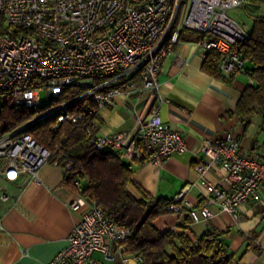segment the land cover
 I'll list each match as a JSON object with an SVG mask.
<instances>
[{
    "label": "built area",
    "instance_id": "2783aa9c",
    "mask_svg": "<svg viewBox=\"0 0 264 264\" xmlns=\"http://www.w3.org/2000/svg\"><path fill=\"white\" fill-rule=\"evenodd\" d=\"M246 0H0V111L44 108L35 119L0 138V178L14 182L19 175L38 182L46 164L58 166L62 155L43 147L25 130L54 118L60 124L81 125L89 145L99 152H114L126 162L161 165L173 154L186 150L177 130L162 121L157 111L139 117L133 129L109 135L92 119L94 107L113 106L125 92L155 91L161 65L179 43L183 31L210 38L199 47L220 56L219 70L232 74L242 70L238 45L248 34L228 11ZM79 89L68 99V89ZM47 95V104L39 100ZM74 101H82L71 109ZM232 137L204 141L195 167L205 184L200 207H193L184 192L168 210L186 214L190 222L213 217L211 208L237 217L246 202L264 203V160L239 152ZM216 167L220 185L204 182ZM70 168V167H68ZM87 180H75L76 194L69 205L80 220L67 237V246L46 264H98L93 256L126 258L123 244L130 232L113 222L95 201L82 193ZM6 194L0 201L6 202ZM2 229L0 225V230ZM131 259L139 263L141 259Z\"/></svg>",
    "mask_w": 264,
    "mask_h": 264
},
{
    "label": "crops",
    "instance_id": "0c3cea01",
    "mask_svg": "<svg viewBox=\"0 0 264 264\" xmlns=\"http://www.w3.org/2000/svg\"><path fill=\"white\" fill-rule=\"evenodd\" d=\"M205 53L197 43L180 42L165 58L155 91L125 92L113 106L99 110L101 134L133 129L139 117L157 111L164 123L180 132L186 150L173 154L161 165L150 162L126 164L132 179L153 198L172 200L184 192L193 206L203 202L205 184L195 167L204 141L236 139L239 152L264 160V116L239 115L237 104L243 92L254 83L238 71L229 81L218 80L202 70ZM226 75V74H224ZM231 74H227L226 77ZM221 172L216 167L204 175L207 185L219 186ZM65 173L52 164L39 171V181L19 175L14 182L0 178V264H46L65 249L67 237L80 220V213L69 205L75 194L64 186ZM135 197L138 193L129 189ZM207 221L187 224L195 238L206 230L223 233L220 239L234 258V264H264V203L246 202L237 217L211 208ZM185 213L167 214L155 220L161 231H181ZM98 264H137L131 258L105 259L93 256Z\"/></svg>",
    "mask_w": 264,
    "mask_h": 264
},
{
    "label": "trees",
    "instance_id": "16d2710c",
    "mask_svg": "<svg viewBox=\"0 0 264 264\" xmlns=\"http://www.w3.org/2000/svg\"><path fill=\"white\" fill-rule=\"evenodd\" d=\"M246 15L250 20L247 38L238 45V54L246 72L254 85L242 94L236 112L239 115L256 114L264 116V0H246ZM4 28V19L0 16V31ZM210 37L204 34L183 31L180 42L200 44ZM220 56L215 51L207 52L202 70L208 75L223 81H231L238 70L226 77L219 70ZM79 89L69 88L68 99L76 97ZM82 101H74L71 109H77ZM94 109L92 119L99 128L101 120L99 110ZM44 108L16 111L7 106L0 111V138L29 123L40 115ZM56 120L47 118L25 130L45 148L58 155V161L65 173L64 186L76 194L75 180H87L82 193L90 201H95L106 215L121 229L130 232L123 242L126 246L124 256H138L137 264H234L229 249L222 245L223 233L210 229L199 238L192 236L189 219L185 214L181 231L161 232L154 224L155 220L173 214L168 207L173 200L153 198L143 191L132 179V171L119 154L99 152L89 145V138L81 125L62 123L56 131ZM70 167V168H68ZM133 188L139 195L135 197L129 190ZM202 205V201L198 207Z\"/></svg>",
    "mask_w": 264,
    "mask_h": 264
},
{
    "label": "rangeland",
    "instance_id": "374dc122",
    "mask_svg": "<svg viewBox=\"0 0 264 264\" xmlns=\"http://www.w3.org/2000/svg\"><path fill=\"white\" fill-rule=\"evenodd\" d=\"M228 15L231 19L236 21L239 24H246L247 27L250 25V20L246 15V8L244 6H239L237 8L231 9L228 11ZM40 103L44 106L47 104V95L44 91L39 94ZM1 187L5 186L4 184H0Z\"/></svg>",
    "mask_w": 264,
    "mask_h": 264
}]
</instances>
